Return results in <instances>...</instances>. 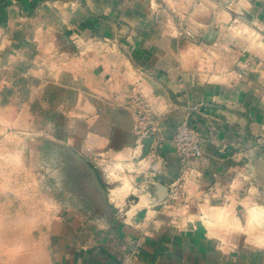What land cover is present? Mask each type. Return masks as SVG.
I'll return each mask as SVG.
<instances>
[{
  "label": "crops",
  "instance_id": "1",
  "mask_svg": "<svg viewBox=\"0 0 264 264\" xmlns=\"http://www.w3.org/2000/svg\"><path fill=\"white\" fill-rule=\"evenodd\" d=\"M135 92L163 135L146 155ZM34 155L70 172L45 264H118L137 239L135 264H264V0H0V163Z\"/></svg>",
  "mask_w": 264,
  "mask_h": 264
},
{
  "label": "rangeland",
  "instance_id": "2",
  "mask_svg": "<svg viewBox=\"0 0 264 264\" xmlns=\"http://www.w3.org/2000/svg\"><path fill=\"white\" fill-rule=\"evenodd\" d=\"M20 157L3 156L0 163V264H45L51 260L48 226L59 206L57 183L70 172L54 169L52 159L45 169L38 155L34 169L25 168Z\"/></svg>",
  "mask_w": 264,
  "mask_h": 264
},
{
  "label": "built area",
  "instance_id": "3",
  "mask_svg": "<svg viewBox=\"0 0 264 264\" xmlns=\"http://www.w3.org/2000/svg\"><path fill=\"white\" fill-rule=\"evenodd\" d=\"M131 104L135 109L134 129L137 134V148H142L143 139L150 137L153 140L151 148L157 151L163 144V135L157 123L158 114L152 109L147 98L140 93L132 94ZM197 108L194 106V109ZM172 145L183 160L190 155L201 156L203 153L199 132L186 121L177 124ZM183 190L184 186L179 180L173 182L169 188L168 200L172 203L178 202L182 198ZM141 248L142 243L139 239L130 241L118 264H135L140 257Z\"/></svg>",
  "mask_w": 264,
  "mask_h": 264
},
{
  "label": "water",
  "instance_id": "4",
  "mask_svg": "<svg viewBox=\"0 0 264 264\" xmlns=\"http://www.w3.org/2000/svg\"><path fill=\"white\" fill-rule=\"evenodd\" d=\"M152 141L153 140L150 137H145L143 139V144H144V146H143V152H144L145 155L148 154V152H149V150L151 148ZM91 172L94 173L93 170H91ZM100 188L103 191V193H105L104 189L102 187H100ZM167 193L169 194V189L168 188H167Z\"/></svg>",
  "mask_w": 264,
  "mask_h": 264
}]
</instances>
